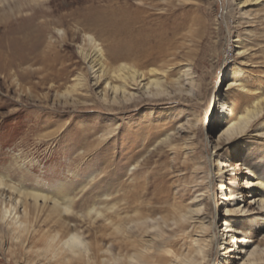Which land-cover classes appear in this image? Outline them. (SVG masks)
Listing matches in <instances>:
<instances>
[{"label": "rangeland", "instance_id": "rangeland-1", "mask_svg": "<svg viewBox=\"0 0 264 264\" xmlns=\"http://www.w3.org/2000/svg\"><path fill=\"white\" fill-rule=\"evenodd\" d=\"M138 1L55 0L45 9L53 12L47 17L50 20L74 28L91 8L120 9L126 2L134 5ZM143 2L158 5L153 11L149 7L148 21L172 37L171 55L155 66L159 69L166 64L173 69L168 85L171 97H147L125 106L105 103L100 97L102 87L94 86L79 56L82 33L78 37L71 33L64 38L43 36L38 51L18 52L28 57L27 62L9 69L3 67V59L10 61L4 53L0 59V174L61 201L73 199L71 211L63 216L67 221L63 229L80 232L88 243L97 238L104 246L122 240L108 217L117 214V220L124 219L129 199L135 200L130 204L133 214L143 208L145 212L161 210L158 214L163 216L173 209L187 210L197 198L206 199L203 210L182 231L175 226L165 229L142 264H171L180 253H187L193 239L200 238L210 245L206 264H239L230 258L234 252L228 254L239 244L225 236V220L235 225L242 221L240 228L250 239V251L264 246V222L258 220V230L253 227L257 206H248L250 190L240 186L247 171L242 162L256 164L264 175V116L248 134L215 149L226 127L218 100L244 107L255 97H264V7L240 8L238 0ZM19 20L0 24V51L5 52L11 40L25 45L36 42L38 36H21L25 23ZM89 32L107 54L119 41L96 29ZM81 75L88 76V86L74 92ZM240 81L245 90L237 86ZM231 84L236 86L232 90ZM191 115L199 122L186 128ZM218 151L232 164L231 171L224 174L226 179H222L225 159L212 162ZM193 155L204 166L198 176ZM205 175L213 178L211 183L207 179L208 188L200 185L199 178ZM223 180L230 189H243L239 198L245 199L243 206L251 211L248 219L228 213L232 208L219 190ZM93 208L101 214L94 211L89 215ZM36 228L43 231V241L26 249L18 241L3 243L0 264L56 263L49 261L50 256L38 254L46 248L49 230L57 227L40 222ZM216 233L220 237L212 243ZM113 251V257H119L115 246ZM62 264L68 263L63 260ZM69 264L85 263L72 260Z\"/></svg>", "mask_w": 264, "mask_h": 264}, {"label": "bare ground", "instance_id": "bare-ground-1", "mask_svg": "<svg viewBox=\"0 0 264 264\" xmlns=\"http://www.w3.org/2000/svg\"><path fill=\"white\" fill-rule=\"evenodd\" d=\"M54 1L0 0V24H8L13 19H20L25 23L21 36H33V38L34 36H40V38L36 37V42L31 45H28V40L26 45L23 42L18 43L14 39V42L11 40L10 45L6 46L7 50L5 52L0 51V59L4 53L8 55V57L5 55L7 60L10 58L9 62L3 59V62H5L4 69L27 62L28 57L21 55L20 57L18 52L21 50L38 51L43 36H61L64 38V36H69V33H71L72 36L78 37L82 33V43L78 45L79 56L86 64L90 73L89 77L92 79L94 86L96 88L102 87L100 97L105 103L125 106L147 97L155 99L163 96L171 97L168 85L170 84V73L173 69L166 64V66L162 65L159 69L155 66H159L161 61L163 62L171 55L172 37L166 34V30L164 31L158 26L154 27L148 21L151 16L149 7L153 11L158 6L157 4L154 2L144 3V0H139V3L134 5L126 2L120 9L96 10L91 8L79 21L77 20L78 23L73 26L74 28L65 27V29L64 21L54 22L47 18L53 12L50 13L47 11L49 9H45V7L47 5L51 6ZM164 1L168 4L172 0ZM238 1L240 8L249 6L264 7V0ZM55 18L57 19V17ZM81 25L82 27H80ZM95 29L108 33L119 40L118 43L111 46L110 54H107L94 35L89 32L91 30L95 31ZM55 59L54 57V61ZM147 67L149 70L145 71ZM86 77L88 76L81 75L77 78L74 92L88 86ZM237 86L241 90L246 88L242 81ZM235 87L231 84L229 89L232 90ZM218 104L226 127L218 136V144L215 149H220L223 142L225 144L231 143V141H236L248 134L256 121L264 116V97L262 96L255 97L252 104H247L244 107H238L234 103L229 104L224 100H218ZM231 105L235 106L234 109ZM186 122V128H193V125H196L199 119L197 116L193 117L191 115ZM208 126L205 128H208ZM214 156L212 162L215 163H219L223 158L225 159L222 179H226L227 177L224 174L230 172L232 167V164L228 163L230 159L219 153V151ZM192 160L195 162L194 174L198 176L200 175L199 171L203 170L204 166L197 163L196 155H193ZM242 166L247 171L242 176L243 182L240 183V186L250 190L251 201L248 206H257L253 209L258 210L257 213L255 211L253 213V216L257 214V217H253L252 223L253 227L258 230V220L264 222V175L259 173L256 164L248 165V163L242 162ZM209 178L211 183L212 177L205 175L199 178L202 188H208L206 181ZM219 190L225 204L232 208L228 213L233 216L241 214L240 216L248 219L247 212L251 211L243 206V203L246 202L245 199L241 201L239 198V195L241 196L244 193L243 189H230L227 185L225 186L223 180ZM200 196H204V194L202 193ZM203 200L206 201V199L197 198L192 201V206L187 210L173 209L170 210L168 215L163 216L158 214L162 212L161 210L159 212H145L143 208L137 209L133 214L134 207H131L130 204L134 203L135 200L129 199L127 200L129 206L126 208L124 219L119 217L120 219L117 220V214L108 217L111 223L117 225L115 230L117 235L122 236V240L116 239L109 246L108 244L104 246L102 241L97 238L93 243H88L80 232L71 231L69 228L67 230L63 229L67 225V221L63 216L71 211L73 199L66 197L61 201L39 189L30 190L22 185H17L0 174V245L3 247V243L18 241L20 246L25 249L35 248L43 241V231L38 230L36 225L40 222L53 223L57 229L49 230L50 235L46 241V248L38 255L50 256L49 261L55 260L56 263L54 264H62L63 260L68 264L72 260L75 262L82 261L85 264H142V260L150 257L156 239L163 237L165 229L175 226L182 231L183 226L193 219L192 216L203 210ZM113 208L111 207V209ZM94 211H96V208H93L88 214L91 215ZM96 213L101 214L97 211ZM241 224L242 221L235 225L233 221L225 220V236L232 238L234 244H239L237 249H234V245L233 249L228 252V254L235 253L230 258L238 260L239 264H264V246L255 247L250 251L251 242L247 238V233L240 228ZM207 226H204L206 231ZM150 237V241L145 240V238ZM219 237L220 235L216 233V235H212L210 241L214 243ZM205 243L206 241L203 238L193 239L187 253H180L178 260L171 262V264H204L207 258L206 249L210 247ZM114 246L115 249L119 250V257L117 258L113 257ZM224 249V246H222L221 250ZM122 254L123 256H121ZM209 262L210 260H208Z\"/></svg>", "mask_w": 264, "mask_h": 264}]
</instances>
